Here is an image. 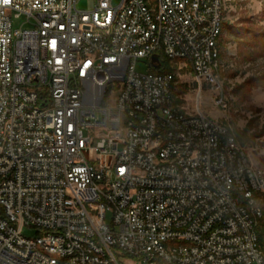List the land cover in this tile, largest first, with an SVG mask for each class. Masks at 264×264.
Here are the masks:
<instances>
[{
    "label": "built area",
    "instance_id": "1",
    "mask_svg": "<svg viewBox=\"0 0 264 264\" xmlns=\"http://www.w3.org/2000/svg\"><path fill=\"white\" fill-rule=\"evenodd\" d=\"M79 1L0 0V264H264V183L201 110L205 90L228 103L205 63L217 0ZM163 52L188 63L194 109L169 103Z\"/></svg>",
    "mask_w": 264,
    "mask_h": 264
},
{
    "label": "rangeland",
    "instance_id": "2",
    "mask_svg": "<svg viewBox=\"0 0 264 264\" xmlns=\"http://www.w3.org/2000/svg\"><path fill=\"white\" fill-rule=\"evenodd\" d=\"M89 0H80L79 9L85 10ZM119 0H115V5ZM152 8H157V0H152ZM224 33L220 43V68L218 84L224 93L228 108L226 110L214 107L213 94L204 91L201 110L204 114L228 125L239 145L244 148L254 166L264 172V39H239L244 32L231 34L232 27H245L256 33L264 34V0H225ZM237 37H240L239 39ZM166 72L176 73L178 78L177 98L175 105L188 111L195 107V92L190 69H181L188 65L185 61L169 62L165 56L161 60ZM181 63H184L181 65ZM150 60H140L136 64V72L148 73ZM161 71V70H159ZM116 90L111 87L110 90ZM244 144H242V142ZM23 235L36 238V229L26 228ZM260 249L264 257V221H260L258 229ZM120 264H128L127 257H118Z\"/></svg>",
    "mask_w": 264,
    "mask_h": 264
},
{
    "label": "bare ground",
    "instance_id": "3",
    "mask_svg": "<svg viewBox=\"0 0 264 264\" xmlns=\"http://www.w3.org/2000/svg\"><path fill=\"white\" fill-rule=\"evenodd\" d=\"M184 8H193V0H183ZM218 7V22L215 31L213 32V36H211V45L208 46L207 53H205V63L206 70L209 72V76L212 79H218V75H215L216 72L220 68V43L224 33V11H225V0H217ZM165 36V27L157 26V37H160L161 51H168L167 37ZM163 56H165L168 60L171 61L170 52H163ZM169 78V103L171 105H175V100L177 96V88H178V78L176 73H168ZM224 95V93L222 92ZM228 108V103H227ZM229 132L231 137H234L230 127ZM159 138V130L151 131V139ZM235 138V137H234ZM257 175L259 178V182L264 183V172L257 168ZM260 227V221L255 222V247L259 249V255L263 258V253L260 249L259 244V236L258 229ZM39 255L46 256L47 259L57 260V262H68L70 260L69 251L58 252L57 250H50L46 245H39Z\"/></svg>",
    "mask_w": 264,
    "mask_h": 264
},
{
    "label": "trees",
    "instance_id": "4",
    "mask_svg": "<svg viewBox=\"0 0 264 264\" xmlns=\"http://www.w3.org/2000/svg\"><path fill=\"white\" fill-rule=\"evenodd\" d=\"M225 28V27H224ZM231 34L232 35H235V33H236V31H240V32H244V34L241 36V38L240 37H237L238 39H239V42L240 41H242V39L245 37H247V38H249V40L250 41H254L256 38L257 39H260V36H262L261 38H263L264 39V34L262 35V34H258V33H256V35L255 36H253L254 35V33H253V30L252 29H248V28H245V27H238V29H237V27H232L231 29ZM156 72H160V71H156ZM168 73H170V72H168ZM238 141V140H237ZM239 142V141H238ZM240 142H242V140H240ZM242 144H244L243 142H242Z\"/></svg>",
    "mask_w": 264,
    "mask_h": 264
},
{
    "label": "water",
    "instance_id": "5",
    "mask_svg": "<svg viewBox=\"0 0 264 264\" xmlns=\"http://www.w3.org/2000/svg\"><path fill=\"white\" fill-rule=\"evenodd\" d=\"M152 62H153L154 64H158V63H159V58H158V56H154V57L152 58ZM156 68L158 69V68H159V65H156Z\"/></svg>",
    "mask_w": 264,
    "mask_h": 264
}]
</instances>
